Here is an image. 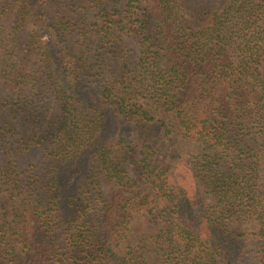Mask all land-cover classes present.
I'll return each mask as SVG.
<instances>
[{
    "label": "trees",
    "instance_id": "trees-1",
    "mask_svg": "<svg viewBox=\"0 0 264 264\" xmlns=\"http://www.w3.org/2000/svg\"><path fill=\"white\" fill-rule=\"evenodd\" d=\"M0 264H264V0H0Z\"/></svg>",
    "mask_w": 264,
    "mask_h": 264
}]
</instances>
